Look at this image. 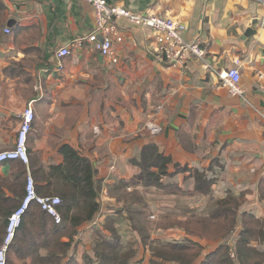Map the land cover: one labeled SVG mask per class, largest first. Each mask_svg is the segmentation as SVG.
<instances>
[{
    "label": "crops",
    "instance_id": "1",
    "mask_svg": "<svg viewBox=\"0 0 264 264\" xmlns=\"http://www.w3.org/2000/svg\"><path fill=\"white\" fill-rule=\"evenodd\" d=\"M106 2L178 20L186 26V41L200 40L203 57L190 60L182 68L161 65L155 60L152 33L117 20L124 42L117 47L116 64L92 50L57 58V51L90 33L92 8L80 0H0V152L14 148L21 115L30 103L33 110L26 143L28 163L0 165V245L9 216L25 196L27 179L33 180L34 189L44 185L37 172L60 166V149L65 145L91 162L99 189L96 218L79 228L74 238L76 249L70 250L65 262L73 254L79 262L89 249L93 228H101L113 214L120 215L122 204L112 188L121 181L136 184L140 170L131 161L150 144L172 159L170 174L177 164L204 170L214 179L210 192L202 195L195 191L190 173L176 174L170 181L174 190H157L168 201V207L161 208L164 212L159 214L180 208L178 217L183 209L204 215L212 210L214 200L230 191L235 196L245 194L242 213L264 223V199L260 198V182L264 180V27L243 39L253 19H264L263 3ZM5 30L10 33L5 34ZM234 66L240 72L242 96L230 95L220 83V75ZM148 124L159 126L161 132L152 135ZM137 190L150 213L148 190ZM174 197L176 202L170 199ZM121 215L126 218L124 212ZM123 224L129 229L127 221ZM156 231L163 237L151 236L153 240L185 238L177 228ZM198 242L204 251L194 264L222 243ZM137 248L132 264H149L148 251Z\"/></svg>",
    "mask_w": 264,
    "mask_h": 264
},
{
    "label": "trees",
    "instance_id": "2",
    "mask_svg": "<svg viewBox=\"0 0 264 264\" xmlns=\"http://www.w3.org/2000/svg\"><path fill=\"white\" fill-rule=\"evenodd\" d=\"M60 153L63 163L49 166L47 171L39 169L37 175L45 184L35 189L38 196L60 198V205L56 207L60 223L54 224L49 215L31 205L16 231L6 264H13L14 258L29 259L31 264H132L138 256V246L148 251L149 264H194L204 251L198 240L222 242L198 264H264V223L250 213H242L243 193L235 196L230 191L225 192L222 198L214 200L212 210L204 215L183 209L179 217L170 214L165 219L159 218L156 224L151 223L147 203L137 187L174 190L170 181L181 172L190 173L195 191L202 195L208 194L214 184V179L200 169L189 170L174 164V173L170 174L172 159L153 144L146 146L139 158L131 161L140 170L136 184L121 181L112 188V193H117V201L122 204L120 215L113 214L103 221L101 228H93L89 249L82 253L79 262L75 254L65 262L70 250L76 249L74 238L79 228L92 224L96 218L99 189L88 159L67 145L61 147ZM260 185V198L264 199V180ZM128 188H131L130 192ZM125 221L135 235L132 240H124L120 233L119 226ZM154 226L180 229L185 238L153 240ZM238 227L240 230L236 233Z\"/></svg>",
    "mask_w": 264,
    "mask_h": 264
},
{
    "label": "built area",
    "instance_id": "3",
    "mask_svg": "<svg viewBox=\"0 0 264 264\" xmlns=\"http://www.w3.org/2000/svg\"><path fill=\"white\" fill-rule=\"evenodd\" d=\"M92 8L94 21L89 34L73 40L68 46L56 52L57 58L69 56L72 52L80 50H92L109 60L112 64L117 63V47L124 42V32L118 26L117 20H126L133 26L148 30L152 33L155 44V60L157 63L169 68L184 67L192 59H202L203 51L200 40H185L186 26L176 19L147 13L133 12L123 7L109 5L106 0H80ZM263 3L264 0H253ZM5 30V34H9ZM61 70V66L57 67ZM240 72L237 67H232L220 75V83L232 96H242L240 88ZM31 103L28 104L21 115V124L17 132L15 146L12 150L0 152V165L20 161L28 163L27 138L33 122V110ZM264 119V114L261 115ZM152 135L161 132L159 126L147 125ZM94 132L99 133L94 129ZM264 176V172H263ZM59 197H39L35 193L34 183L31 178L27 179L25 196L19 207L9 216L5 229V235L0 245V264H6L7 253L14 240L17 229L21 224L32 203H35L43 212L52 217L55 224L60 223V215L56 207L60 205Z\"/></svg>",
    "mask_w": 264,
    "mask_h": 264
},
{
    "label": "rangeland",
    "instance_id": "4",
    "mask_svg": "<svg viewBox=\"0 0 264 264\" xmlns=\"http://www.w3.org/2000/svg\"><path fill=\"white\" fill-rule=\"evenodd\" d=\"M129 191H131V189L129 188L128 189ZM148 192H149V194L147 195V202H148V208H149V211H150V213H151V216L153 215L154 217H152V218H154V219H152V218H150V221H151V223H153V222H155V224L158 222V217L159 218H163V219H165V217L167 216V215H173V216H177V214H181V210H180V208H177L176 210L174 209L173 210V212L172 213H170V214H159V213H161V212H164L161 208H163V207H168L166 204H168V203H165L167 200H166V198H163L162 196H161V194H157L158 192H157V190L156 189H152V188H150V189H148ZM127 197V196H126ZM172 201H174V202H176L177 201V199H176V197H174L173 199L172 198H170ZM168 202V201H167ZM173 205V204H172ZM206 210V209H205ZM203 211V210H202ZM197 213H199V211H196ZM200 214V213H199ZM202 214V213H201ZM172 218V217H171ZM120 227V233H121V235L122 236H124L125 237V239L124 240H132L134 237H135V235L133 234L132 235V233H131V228H130V226H129V229H128V225H126V224H122L121 226H119ZM156 230H158V228L157 227H153L152 228V231H151V236H154V237H163V235L162 234H160V235H158L157 236V231ZM159 234V233H158ZM13 264H31V262H30V260L29 259H25V262L23 261V260H21V259H17V258H14L13 259Z\"/></svg>",
    "mask_w": 264,
    "mask_h": 264
},
{
    "label": "water",
    "instance_id": "5",
    "mask_svg": "<svg viewBox=\"0 0 264 264\" xmlns=\"http://www.w3.org/2000/svg\"><path fill=\"white\" fill-rule=\"evenodd\" d=\"M258 27H264V19L255 18L251 21L250 28L244 33L243 39L256 35Z\"/></svg>",
    "mask_w": 264,
    "mask_h": 264
}]
</instances>
